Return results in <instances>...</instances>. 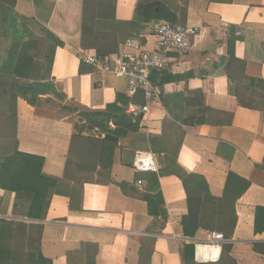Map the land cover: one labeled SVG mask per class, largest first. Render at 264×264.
I'll use <instances>...</instances> for the list:
<instances>
[{
  "label": "crops",
  "instance_id": "obj_1",
  "mask_svg": "<svg viewBox=\"0 0 264 264\" xmlns=\"http://www.w3.org/2000/svg\"><path fill=\"white\" fill-rule=\"evenodd\" d=\"M151 1L117 0L116 20L136 22L137 5ZM154 1L166 5L177 24L199 32L190 50L168 55L153 81L158 98L150 102L143 93L129 96L125 79L82 62L83 53L95 56L81 49L83 0L0 3V97L17 79L18 63L37 60L42 36L31 21L63 43L54 49L50 74L63 99L41 96L31 106L19 98L16 131L19 152L44 159L42 174L72 197L54 195L40 221L25 216L27 201L17 213V195L0 190V264H36L40 255L70 264V255L78 256L86 244L98 246L96 264H264V213H257L264 209V0ZM151 24L139 23L132 39L153 51ZM124 44L107 58L113 70ZM233 44L244 68L231 63ZM222 57L226 67L215 71ZM117 95L149 111L143 129L119 146L106 173L99 165L101 145L88 141L105 134L80 132L79 123L90 124L79 115L106 110ZM57 100L67 112L49 115L44 103ZM137 153L153 154L159 173L136 172ZM70 154L73 172L90 169L94 182L80 186L65 179ZM186 187L200 203L193 237L183 226ZM234 215L232 238L214 240L213 234L231 231L220 227L219 218L232 225ZM227 244L230 250H223Z\"/></svg>",
  "mask_w": 264,
  "mask_h": 264
},
{
  "label": "trees",
  "instance_id": "obj_2",
  "mask_svg": "<svg viewBox=\"0 0 264 264\" xmlns=\"http://www.w3.org/2000/svg\"><path fill=\"white\" fill-rule=\"evenodd\" d=\"M117 0H83L82 15V33L81 49L83 52L93 51L98 59H107L112 55L118 54L120 46L127 40L136 36L139 23L169 22L177 24L176 16L171 10L161 2L151 1L149 3H139L136 9V22L122 23L118 22L115 17ZM0 3L14 5V0H0ZM33 29L41 36L42 41L35 63L21 61L18 63L17 79H10V89L0 97V190L15 193L18 202L15 211L20 213L19 204L27 201L28 211L26 217L30 220L43 221L46 218L51 199L54 195H66L71 197L62 189L58 180L45 177L42 174L44 159L26 155L18 150L17 138V102L19 98L25 99L31 106H37L41 96L55 95L63 99L62 95L56 92L51 82V67L54 58V49L62 46L63 43L50 33L45 27L31 21ZM30 27V26H29ZM31 29V28H30ZM53 49L52 51H49ZM234 44L229 45L228 53L231 63H239L233 54ZM228 78L232 84L230 91H235V81L228 73ZM248 80V79H247ZM252 84L255 81L248 80ZM131 101L129 97L117 95L116 101L107 106L106 110L99 112H89L80 114V118L88 122L95 129L103 134H111L118 138L112 140H88L93 144H100L99 165L103 172L108 173L113 164L115 151L119 146L126 145L129 137L140 132L143 129V115L135 117L128 113V107ZM152 145L154 139L151 138ZM74 160L68 159L65 179L69 182L78 183L83 186L85 183L94 182V177L90 169L78 170L72 169ZM75 167V166H74ZM189 203V214L184 218L183 226L186 236L193 237L198 230L197 222L200 212V203L196 200L193 191L186 187ZM20 198V201H19ZM72 199V197H71ZM82 199V194H81ZM23 204V203H21ZM264 209H258V217ZM234 222L222 217L219 218L220 227L224 229L225 241H229L233 236ZM218 227V226H217ZM229 227H231L229 229ZM219 228V227H218ZM3 241L0 240V254L3 252ZM223 250H230V244L224 245ZM99 248L94 244L83 245L81 253L70 255L68 261L72 264V259L78 258L77 264H96V257ZM36 264H52L42 255Z\"/></svg>",
  "mask_w": 264,
  "mask_h": 264
},
{
  "label": "built area",
  "instance_id": "obj_3",
  "mask_svg": "<svg viewBox=\"0 0 264 264\" xmlns=\"http://www.w3.org/2000/svg\"><path fill=\"white\" fill-rule=\"evenodd\" d=\"M152 31L157 40L156 48L146 49L139 40L129 39L124 44V52L116 60L115 69H111L107 59H98L86 53L81 55L85 65L102 72H112L128 82V95L135 96L143 93L150 102L157 100L158 95L153 87L151 73L153 70L163 71L168 64L170 53H184L190 50L193 40L198 36V29L169 22H153ZM126 50V51H125ZM149 111V106L139 107L131 104L128 113L138 117ZM136 172L159 173L160 168L151 153H137L134 160ZM143 186V181H138ZM214 240L225 242L222 234H213Z\"/></svg>",
  "mask_w": 264,
  "mask_h": 264
},
{
  "label": "water",
  "instance_id": "obj_4",
  "mask_svg": "<svg viewBox=\"0 0 264 264\" xmlns=\"http://www.w3.org/2000/svg\"><path fill=\"white\" fill-rule=\"evenodd\" d=\"M225 67H226V58L222 57L220 59V61H219V64L214 67V70L215 71H222V70L225 69ZM159 73H160L159 71L153 70L152 73H151V76H150L151 80L152 81H156V79L159 76ZM79 126H80V129H79L80 132H85V131L94 132V127L91 126V125H86L85 123H79ZM98 134H99L100 137L102 136V133L99 132ZM104 139L112 140V141H117L118 140L117 137H115V136H113L111 134H105L104 135Z\"/></svg>",
  "mask_w": 264,
  "mask_h": 264
},
{
  "label": "rangeland",
  "instance_id": "obj_5",
  "mask_svg": "<svg viewBox=\"0 0 264 264\" xmlns=\"http://www.w3.org/2000/svg\"><path fill=\"white\" fill-rule=\"evenodd\" d=\"M45 107L47 108V110H45L47 113H49V115L52 116H60L64 113H66L67 111H65L64 109H62V105L61 103L57 100V101H49L47 103H44Z\"/></svg>",
  "mask_w": 264,
  "mask_h": 264
}]
</instances>
